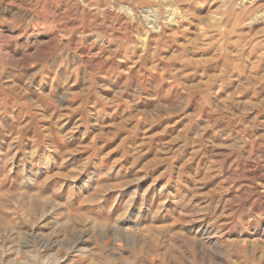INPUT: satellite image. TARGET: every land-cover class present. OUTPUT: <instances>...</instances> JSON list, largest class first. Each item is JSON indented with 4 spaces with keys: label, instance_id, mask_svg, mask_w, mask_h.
Segmentation results:
<instances>
[{
    "label": "rangeland",
    "instance_id": "obj_1",
    "mask_svg": "<svg viewBox=\"0 0 264 264\" xmlns=\"http://www.w3.org/2000/svg\"><path fill=\"white\" fill-rule=\"evenodd\" d=\"M0 264H264V0H0Z\"/></svg>",
    "mask_w": 264,
    "mask_h": 264
},
{
    "label": "bare ground",
    "instance_id": "obj_2",
    "mask_svg": "<svg viewBox=\"0 0 264 264\" xmlns=\"http://www.w3.org/2000/svg\"><path fill=\"white\" fill-rule=\"evenodd\" d=\"M173 14H176V13L172 12V14H171V15H173ZM144 41H145V40H144Z\"/></svg>",
    "mask_w": 264,
    "mask_h": 264
}]
</instances>
